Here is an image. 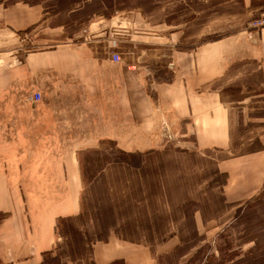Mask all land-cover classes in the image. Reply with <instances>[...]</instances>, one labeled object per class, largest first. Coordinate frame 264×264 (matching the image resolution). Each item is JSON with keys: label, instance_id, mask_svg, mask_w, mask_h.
Instances as JSON below:
<instances>
[{"label": "crops", "instance_id": "1", "mask_svg": "<svg viewBox=\"0 0 264 264\" xmlns=\"http://www.w3.org/2000/svg\"><path fill=\"white\" fill-rule=\"evenodd\" d=\"M204 2L211 23L217 12L233 30L189 49L139 50L130 13L72 39L46 24L43 8L0 0V45L34 32L35 43L52 46L24 58L0 50V264H83L63 255L58 226L83 215L79 155L104 140L150 154L163 148L155 140L166 125L191 151L231 150L236 120L217 83L238 66L264 75V29L252 27L264 0ZM119 41L130 49L117 50ZM30 92L43 100L27 101ZM259 140V151L218 161L231 205L264 191V133ZM89 247V264H156L133 241L111 237Z\"/></svg>", "mask_w": 264, "mask_h": 264}, {"label": "rangeland", "instance_id": "2", "mask_svg": "<svg viewBox=\"0 0 264 264\" xmlns=\"http://www.w3.org/2000/svg\"><path fill=\"white\" fill-rule=\"evenodd\" d=\"M4 1L43 8L46 24L71 38L91 34L90 26L102 18L130 13L132 43L139 50L189 49L233 30L223 27L220 13L210 22L204 0ZM36 35L23 32L20 42L6 39L0 50L4 48L6 58L15 50L24 58L52 49L35 43ZM118 44L117 50L130 49ZM253 67L238 66L217 83L236 120L228 152L191 151L190 141L171 137L164 125L155 140L163 148L150 154L125 153L109 140L80 154L83 215L58 226L65 238L63 255L89 264L91 243L116 237L145 245L156 264H264V191L231 205L223 195L227 174L218 168L221 159L262 148L264 75Z\"/></svg>", "mask_w": 264, "mask_h": 264}, {"label": "built area", "instance_id": "3", "mask_svg": "<svg viewBox=\"0 0 264 264\" xmlns=\"http://www.w3.org/2000/svg\"><path fill=\"white\" fill-rule=\"evenodd\" d=\"M252 27L254 29H257V30L264 29V16L262 18L256 20L255 22H253V26ZM114 60L116 62L120 61V59L117 56L114 57ZM42 100H43V94L41 92H35V93L31 94L28 97V99H27V101H29V102H31L33 104L39 103Z\"/></svg>", "mask_w": 264, "mask_h": 264}, {"label": "trees", "instance_id": "4", "mask_svg": "<svg viewBox=\"0 0 264 264\" xmlns=\"http://www.w3.org/2000/svg\"><path fill=\"white\" fill-rule=\"evenodd\" d=\"M118 264V263H117Z\"/></svg>", "mask_w": 264, "mask_h": 264}]
</instances>
